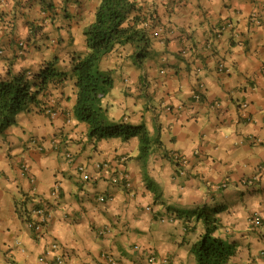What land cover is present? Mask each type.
Listing matches in <instances>:
<instances>
[{"label": "crops", "instance_id": "obj_1", "mask_svg": "<svg viewBox=\"0 0 264 264\" xmlns=\"http://www.w3.org/2000/svg\"><path fill=\"white\" fill-rule=\"evenodd\" d=\"M98 2L0 3V76L37 72L55 58L64 73L38 94L45 110L29 104L0 134V264H33L52 244L50 256L61 254L63 264H105L102 252L119 264H159L150 251L195 264L190 248L203 232V209L219 218L216 234L234 244L231 261L264 264V0H138L156 17L145 23L156 37L140 64L128 45L103 59L116 77L102 103L113 123L158 134L145 167L137 137L96 140L73 116L75 31L92 22ZM172 151L188 157L182 176ZM120 155L132 195L112 179ZM103 162L109 167L98 168ZM54 182L58 197L50 194ZM37 207L50 213L40 233L29 226Z\"/></svg>", "mask_w": 264, "mask_h": 264}, {"label": "trees", "instance_id": "obj_2", "mask_svg": "<svg viewBox=\"0 0 264 264\" xmlns=\"http://www.w3.org/2000/svg\"><path fill=\"white\" fill-rule=\"evenodd\" d=\"M51 6V2L46 5L47 8ZM148 18L156 20V17L148 16L138 0H99L92 22L82 31L87 49L85 54H73L69 59L75 88L74 118L84 123L88 137L96 140L120 138L127 141L137 137L136 158L142 160L144 167L151 152L160 146L159 136L151 134L144 124H115L111 121L102 102L114 86V77L111 69L101 67V62L115 48L128 45L133 48L130 56L140 64L152 38L156 37L153 32L151 36L145 26ZM57 60L47 61L37 72L9 70L0 76V134L29 104L36 106L37 111L45 110L38 94L44 91L48 81L64 78V73L57 68ZM144 175L147 179L146 171ZM197 219L201 220L203 232L190 248L195 264H230L235 246L216 234L219 218L203 209L197 213Z\"/></svg>", "mask_w": 264, "mask_h": 264}, {"label": "built area", "instance_id": "obj_3", "mask_svg": "<svg viewBox=\"0 0 264 264\" xmlns=\"http://www.w3.org/2000/svg\"><path fill=\"white\" fill-rule=\"evenodd\" d=\"M3 0H0V3ZM20 44H23L22 42H20ZM203 84H199L197 87L198 89H196L193 93V96L196 99H199L201 96V92L203 90ZM168 109H171L170 107L167 106ZM180 108V107H178ZM52 113V112H51ZM54 148H58L57 145L53 146ZM66 156L69 158L70 155L69 153H66ZM173 159L176 161L177 167L182 170V166L187 164V159L185 156H183L182 154H178L176 153L175 155L172 154ZM126 161V156L125 155H120L117 159V165H118V169L115 170L113 172V181L118 182L123 184L124 187L127 188V190L129 191V193L132 195L133 194V190L131 189V177L129 172L126 170L124 163ZM109 167V163L108 162H103V163H99L97 164V167ZM24 168V167H23ZM78 169L80 171H82L83 174V179H88V175L84 172V166L83 165H79ZM26 170V169H25ZM30 182H34V179L31 178ZM59 190H60V183L59 182H54L52 187H51V191L50 194L53 197H58L59 194ZM105 199V197L103 195H101L99 197V200L103 201ZM34 219H32L29 222V226L31 227V229L33 230L34 233H40L42 231V227L43 225L50 219V213L44 208V207H37L32 209L31 211ZM160 220L163 222L166 220V217L161 216ZM171 220V219H170ZM249 221L251 222V224H253L254 226H258L260 224V218L259 216H252ZM101 233L103 232H107L106 229L104 230H100ZM57 245L56 244H52L50 245L49 248H47L42 254H40L37 259L35 260V262L33 264H63L64 263V259L62 257L61 254H56L53 256H50V254L52 253V251H54L56 249ZM261 256L264 259V249L261 251ZM101 257L102 259L105 261V264H119V262L117 260H115V258L107 252H102L101 253ZM149 257V261L154 262L157 261L159 262V264H172V261L169 257L167 256H162V257H157L152 251L149 252L148 254ZM5 264H17L13 261H7ZM230 264H240L238 262H234L232 261Z\"/></svg>", "mask_w": 264, "mask_h": 264}, {"label": "rangeland", "instance_id": "obj_4", "mask_svg": "<svg viewBox=\"0 0 264 264\" xmlns=\"http://www.w3.org/2000/svg\"><path fill=\"white\" fill-rule=\"evenodd\" d=\"M97 1H99V0H97ZM81 3H78V5H80ZM73 13V12H72ZM72 13H70L71 15H72ZM75 16H76V18H77V15L75 14V13H73ZM61 18H63V15H61L60 17H59V19L61 20ZM67 18H69V17H67ZM65 22H67V21H65ZM72 32V31H71ZM81 33V34H80ZM61 34V33H60ZM78 34H80V35H78ZM62 35V34H61ZM78 35V36H77ZM75 37H77L76 38V44H74L73 45V48H75L76 50H77V52H79V53H81V54H85V52H86V46H85V44H84V42H83V40H84V35L82 34V32L81 31H78V29L75 31ZM102 67V66H101ZM103 68V67H102ZM72 71H69V76L71 75L72 76ZM114 77H116V73H114V74H112ZM117 88L119 89L120 87L119 86H117ZM176 153H178V154H181V153H179L178 151H172V152H170L169 153V155H168V157L170 158V160H171V162L173 163V165L176 167V169H177V171H178V173H176V175L175 176H182V175H184V170H185V166L186 165H184V166H182V170H180L178 167H177V164H176V161L173 159V157H172V154L173 155H175ZM183 155V154H182ZM183 156H185V155H183ZM186 157V156H185ZM186 159H188V157H186ZM169 217H166V219H168ZM166 222H168L167 220H165Z\"/></svg>", "mask_w": 264, "mask_h": 264}]
</instances>
